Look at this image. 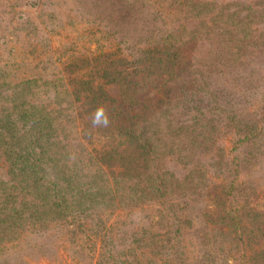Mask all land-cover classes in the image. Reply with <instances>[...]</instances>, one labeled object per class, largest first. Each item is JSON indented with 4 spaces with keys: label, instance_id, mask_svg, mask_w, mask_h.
Wrapping results in <instances>:
<instances>
[{
    "label": "trees",
    "instance_id": "obj_1",
    "mask_svg": "<svg viewBox=\"0 0 264 264\" xmlns=\"http://www.w3.org/2000/svg\"><path fill=\"white\" fill-rule=\"evenodd\" d=\"M188 1V6L200 10L197 14L203 10L216 13L209 19L217 29L215 33L203 19L199 21V27L193 29L197 34L205 25L207 30L210 28L208 33L211 35L205 37L209 46L207 52L195 49L200 67L205 66L200 62L202 58L209 64L205 71L215 68L217 63L232 67L231 59L242 57L247 44L253 48L264 45V36L261 38L264 33L251 28V23L264 20V0L236 1L226 6H219L217 1ZM28 5L0 0V59L6 56L8 62L0 63V264H23L18 255H13L22 250L18 249L20 240L37 230L51 229L49 224L53 222L55 227L61 224L63 231L75 234L86 235L90 231L88 237L94 236L90 241L93 250L98 252L96 246L99 245L97 264H106L102 248L106 249L108 244L112 251L109 256L113 253L118 256L121 252L118 248L125 244L119 241L116 231L120 221L110 226L107 222L122 209L121 206H139L147 202L159 206V215L169 224V233L158 234L142 228L138 235L137 232L132 235L131 243L135 242L140 248L139 254L149 257L146 264H176L183 250L179 237L169 236L181 231L184 220L175 211L183 206L175 202L164 203L170 195L179 196L181 181L186 184L188 179L176 177L174 172L177 171L172 167L163 169L160 160L163 157L170 159L168 151L163 156L167 142L169 139L173 142V138L179 136V152L191 150L186 139L197 141L199 150L208 155L211 166L230 174L218 193L206 194L208 205H217L221 209L206 213L210 216L208 221L216 223L219 219L218 223L226 228L222 232L230 233L223 237V242L228 245L233 240L241 242L233 255L231 248L218 253L225 261L218 264H264V248L253 249L246 257L243 249L245 236L262 230L257 226V218L264 217V213L256 208L264 198V187L242 176L245 168L260 166L264 157V99L258 111L244 114L237 110L232 116L229 113V121L223 128L236 136L231 147L217 137L223 129L214 127L215 137L201 133L204 129L196 128V123L186 128L173 126L169 121L163 124L160 118L167 108L166 99L162 100L163 107L158 113L147 111L150 106L139 101L138 95L155 85L168 93L169 88H164L167 82H178L181 87L185 68L179 28L166 26L175 23L173 9L167 7L151 12L152 7L145 0L140 1V6L150 11H137L140 14L137 22L133 5L128 2L115 11V17L106 11L105 24L118 36V42L109 48L92 51L97 53H87L86 71L84 67L76 66L68 75H55L51 80L37 72L21 75V78L15 73L10 76L5 69L12 68L16 54L9 51V43L23 47L22 55L33 47L37 36L36 33L24 40L31 33L32 20L23 11ZM140 21H149V26L145 31L140 29L143 39L133 43L135 38L131 32H138ZM32 26L38 31L33 23ZM59 35L61 40L57 48L75 46V41L66 40L67 36H62V32ZM71 56H75L74 51ZM71 60L74 65L81 59ZM41 63L40 59V67ZM194 68L197 69L198 64ZM205 71L200 70V76L196 75L192 80L196 89L203 88L207 94ZM181 95H185L184 90ZM101 104L108 108L111 117V124L106 129L93 128L90 122V113ZM213 110L210 111L217 112L220 118L225 116L226 110L221 107ZM205 113L207 111L198 120H207L209 117ZM170 176L176 178L171 181ZM200 176L205 178V170ZM237 197L242 198L241 201L238 202ZM235 204L239 205L238 209H231ZM164 207L167 208L165 214L162 212ZM70 225L75 228L70 230ZM83 242L75 240L81 248ZM131 252L132 247L125 254ZM203 252H209L204 257L208 261L216 253L212 249ZM123 264L131 262L126 260Z\"/></svg>",
    "mask_w": 264,
    "mask_h": 264
},
{
    "label": "rangeland",
    "instance_id": "obj_2",
    "mask_svg": "<svg viewBox=\"0 0 264 264\" xmlns=\"http://www.w3.org/2000/svg\"><path fill=\"white\" fill-rule=\"evenodd\" d=\"M23 1V2H22ZM141 0H10L11 4H17L19 6L29 3L28 7L23 8L24 13L30 16L32 22L29 26L31 33L28 34L24 40L29 39L37 33L34 40V45L25 54L23 47H19L17 43H9V51L14 52L16 57L12 68L5 69V72L10 76L17 74L21 78V75H28L32 73H38L47 80L55 79V75L65 74L68 75L70 70L76 66L84 67L87 70L89 58L86 57L87 53L97 49L99 51L102 48L111 47L118 42V36L112 33L107 24H105V13H111L115 17V11L121 9L125 2L133 5V15L136 22L140 17L138 12L145 9L144 6H140ZM147 4H150L151 12L154 10L171 7L173 9L172 18L175 19L174 24L166 25L169 29L177 26L178 35L181 40V53L184 56V75L183 83L180 87V83L167 82L164 88H169L168 93L163 91L160 85L149 86L146 90L138 95V100L144 102L150 107L147 111H155L163 107L162 100H165V106L167 107L161 115L160 120L163 124L168 121L173 126L183 125L185 128L193 123L199 130L204 129L205 134L215 136L214 127L216 129H223L217 137L227 141V146L231 147L233 139L236 137L232 132H228L223 128V124L229 121V113L234 115L237 110L242 111L244 114H248L251 110L258 111L262 106L264 99V45L259 44L257 46L250 47L247 44L246 49L242 51L244 55L242 57H235L231 59V63L235 67L221 66L216 64L215 68L205 71V66H209L204 58L200 62H204L205 66H201L195 54V49L200 48L207 52L209 46L206 44L205 37L211 35L208 30L215 33L217 29L213 27L212 22L209 21L210 17L216 16L215 12H201L200 10L188 6V0H145ZM217 1L219 6L228 5L236 1L243 0H209ZM32 3V4H31ZM238 5L237 3L235 4ZM127 8V7H126ZM140 8V9H139ZM139 9V10H138ZM236 10L237 8H233ZM150 11V9H145ZM138 11V12H137ZM209 13V14H208ZM242 16V14L240 15ZM171 18V19H172ZM133 19V20H134ZM203 19L210 28L207 30V26L195 34L194 28L199 27V21ZM132 21V19L130 20ZM32 23L38 28V31H34ZM149 26L148 22H141L137 28V33H132L131 36L135 38L133 43L140 42L143 37L139 34L140 29L145 31V28ZM230 28H234L230 25ZM252 29H257L256 32L264 33V20L261 22L251 23ZM114 30V29H113ZM67 36L66 40L75 41V46H61L57 48L61 35ZM143 33V32H142ZM255 33V32H254ZM21 34V33H20ZM23 35V34H22ZM138 35V36H137ZM264 35H261L263 38ZM241 37V35H240ZM183 40L185 43L183 44ZM236 40V39H235ZM216 47H220L219 39H215ZM258 48V49H257ZM256 49V50H255ZM262 49V51H259ZM254 50V51H253ZM74 51L75 56H71ZM253 51V52H251ZM212 54V53H209ZM259 55V56H258ZM86 57V58H83ZM255 56V57H254ZM70 57V58H69ZM80 58L76 64L71 65L72 60ZM42 60L41 67L38 64L39 60ZM7 62V57L3 56L0 59V63ZM36 64V65H35ZM198 64V68L195 69V65ZM67 70H64L66 69ZM219 69L221 71H219ZM200 70H204L205 75L208 77L207 94L203 92V88H197L193 84L194 77L200 76ZM180 81V82H181ZM189 90H185L186 87ZM116 90H119L118 86H115ZM192 89V90H190ZM185 92V95L181 93ZM115 93V91H114ZM220 94V95H218ZM220 96V97H219ZM264 104V103H263ZM221 107L225 111V116L220 118L213 112L215 107ZM213 110V111H210ZM208 115L207 120H198L203 117L202 113L206 112ZM210 111V112H208ZM216 111V110H215ZM159 115V114H158ZM211 130V133L209 131ZM183 130H176L181 132ZM102 137V136H100ZM180 137V136H179ZM179 137L173 138V142H167V148L165 153L170 152L171 156L168 160L163 157L160 160L161 167L170 168L176 170L174 172L176 177L181 180L183 177H187V183L181 181V187L179 196H169L164 205H169L170 202H175L183 206V209L176 210V215L184 220L182 223L181 231L179 234H170L169 237H179L181 243V250L183 253L180 259L175 261L176 264H218L225 262L223 256L218 253H224L231 248L230 252L233 255L238 251L241 242L233 240L230 245L223 242V237L230 236V233L222 232L226 231L223 228L219 219H216V223L208 221L211 213L220 209L217 205L209 206L208 198L206 194H216L225 185V179L229 177L228 172H220L210 164V159L205 152L199 150L197 141L187 140L186 144L191 148L188 152H179ZM216 137V136H215ZM182 145H180L181 147ZM193 151V152H192ZM195 165L198 168H195ZM205 170V178L202 179L200 174ZM2 171V169H0ZM199 174V176H198ZM244 179H251L255 181L256 185L264 187V157L261 160L260 166H253L245 168L242 171ZM176 177L170 176V180H174ZM175 197V198H174ZM174 199V200H172ZM242 198L237 197L238 202ZM259 206L256 208L261 213H264V198L259 201ZM239 205L235 204L231 209H238ZM121 210L112 216L107 222L108 226L112 223L119 222L116 231L120 237V242L125 243L122 245L120 254L109 256L111 254L110 246L107 244L106 249L102 248L105 253L106 264H111L115 261L116 264H123L124 261L131 262V264H146L149 257L147 255L142 256L139 254L140 248L137 244L131 243L135 232H138L144 228L146 230H152L154 233H169V224L162 221L159 215V206L156 203L147 202L139 206H121ZM167 208H162V212L165 214ZM221 210V209H220ZM55 221V220H51ZM49 221V223L51 222ZM264 217L257 218V226L262 230L256 231L254 234L246 233L245 241L246 245L243 246L245 251V257L252 253L253 249L259 251L264 248ZM60 223V222H59ZM51 229L46 228L44 230H37L25 236L23 240H20L18 249L13 253L15 256H19L23 260V264H97L99 258V245L98 252H96L88 234L67 232L63 231L61 224L55 227V222L49 224ZM70 230L75 227L68 226ZM165 227V228H163ZM232 229V228H231ZM77 230V229H76ZM79 231V230H77ZM90 239V240H89ZM75 240L81 242L82 247H79ZM31 242V245H30ZM100 243V242H99ZM101 245V243H100ZM133 248V252L125 254L127 249ZM14 248V247H12ZM204 249H212L216 253L210 257L211 261L204 259L209 255V252H203ZM15 250V249H14ZM13 251V250H11ZM18 252V253H17ZM211 253V252H210ZM243 259V257H241ZM102 259V257H101ZM120 259V261H119ZM152 261V260H151ZM158 262V261H157Z\"/></svg>",
    "mask_w": 264,
    "mask_h": 264
},
{
    "label": "clouds",
    "instance_id": "obj_3",
    "mask_svg": "<svg viewBox=\"0 0 264 264\" xmlns=\"http://www.w3.org/2000/svg\"><path fill=\"white\" fill-rule=\"evenodd\" d=\"M90 122L93 128H108L111 124V117L108 108L101 104L90 113Z\"/></svg>",
    "mask_w": 264,
    "mask_h": 264
}]
</instances>
